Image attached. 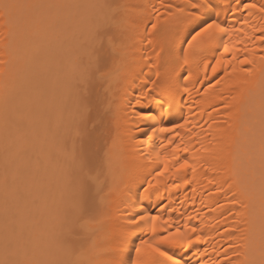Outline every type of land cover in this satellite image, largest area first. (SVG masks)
<instances>
[{
    "label": "bare ground",
    "instance_id": "bare-ground-1",
    "mask_svg": "<svg viewBox=\"0 0 264 264\" xmlns=\"http://www.w3.org/2000/svg\"><path fill=\"white\" fill-rule=\"evenodd\" d=\"M192 2L0 0V261L134 259L141 239L154 240L150 220L134 231L127 224L140 213L161 217L158 232L179 228L193 240L190 247L164 246L181 264H261L264 44L249 37L264 17L234 11V0H214L211 19L218 14L222 25L243 31L217 34L204 47L197 41L184 64L196 27H185ZM7 3L33 7L6 9ZM245 18L247 26L240 23ZM107 24L115 39L105 74L85 85L92 70L82 62L88 37ZM236 41H243L236 44L240 51L223 52L225 43ZM244 58L253 63L241 65ZM158 98L167 113L163 123L183 127L149 141V125L159 122L141 120L139 113L158 111ZM77 130L92 145L99 179L95 214L84 218L70 244L64 232L79 216ZM169 136L188 151L173 153ZM175 157L191 166L176 171ZM165 161L168 171L156 177ZM149 183L154 187L145 192ZM130 233L132 243L115 253Z\"/></svg>",
    "mask_w": 264,
    "mask_h": 264
},
{
    "label": "snow or ice",
    "instance_id": "snow-or-ice-1",
    "mask_svg": "<svg viewBox=\"0 0 264 264\" xmlns=\"http://www.w3.org/2000/svg\"><path fill=\"white\" fill-rule=\"evenodd\" d=\"M237 5L234 11H245L249 12L250 15L259 14L260 17H264V0H261L260 3H248L246 0H234ZM6 9L13 8H23V7H33V5H24L18 3H7L3 5ZM112 7L119 8L120 5H113ZM191 11L188 13V20L185 27L196 25L192 29V33H189L191 39L187 41L188 48L184 50V64L189 63V50L194 47L197 41L200 42V47H204L207 42H209L215 35L217 34H227L231 36L234 32H241L243 28L236 27H225L219 22V17L217 14V19L212 20L211 14L217 9L218 5L214 3V0H205V2L197 3L195 0L190 5ZM208 13L209 19H204V14ZM157 15H159L157 13ZM198 21H202L201 24H197ZM241 25L247 26L248 19L240 21ZM112 25H101L97 26L89 35L87 43H88V52L86 58H82V62H86L89 67L92 69L88 72L84 79L85 85L89 81L95 78L96 75L103 76L105 67L108 63L109 56L113 43H114V35L111 31ZM157 28V24H152V29L155 30ZM253 36L249 37V39H254L256 42L260 44H264V25L260 27L252 28ZM243 41H236L232 47H229L227 43L224 44L223 52L224 53H235L236 51H240L236 47V44H240ZM151 44L152 41L149 40ZM243 51H248L245 47ZM264 51V49H262ZM235 59V56L233 57ZM3 63V61H0ZM239 63L241 65H249L252 64L253 61L249 58L240 59ZM213 71H216L213 68ZM85 93H87V87H85ZM83 102L87 107L88 104V96L85 94L83 97ZM137 103H140V100H137ZM156 105L158 106V111H154L149 108L147 110H142L139 113V117L144 121H158V125L150 124L151 132L145 133L148 140L151 141L153 137L157 134H165L172 133L175 129L183 127L182 124H172L171 127L165 125L163 122L165 120V116L167 113L164 111V101L162 99L155 100ZM187 123V121H185ZM77 136H81L80 143V165L78 170V183H77V201L75 207L79 212V216L70 219L67 223L64 235L68 242L71 244L76 238L79 236V227L81 222L85 217L91 218L95 214V206L94 201L92 199V193L96 188L98 183V176L93 172V164H92V153L93 148L92 145L88 144L79 130H77ZM168 140V145L171 146V150L173 153L177 152H187V148H182L180 143H175V137L169 136L166 137ZM164 147V145H161ZM141 155H144L141 153ZM191 165L189 164L187 159L181 160L179 157H175V170L179 171L181 169H187ZM168 171V162L165 161L164 167L156 172V177H161L165 175ZM187 183V181H185ZM154 185L149 183L148 188L145 189V192L149 191ZM149 220L151 221L150 229L153 234L154 240L148 241L145 239H141L138 246H135L136 258L130 259L128 261L122 260L118 258H113L106 262V264H181L179 259H175L173 255L169 254L168 250L164 246H174V245H183L184 247H190L193 243V240L187 236L186 233L181 232L179 228L175 231H169L164 234V230L161 229L159 232L157 230V223L161 220V217L157 215L146 216L140 213H137L135 217H131L127 220V224L134 231L135 227L140 226L141 224L148 225ZM164 224H168V220L163 221ZM196 229L193 228L192 232H195ZM200 238L196 237L198 241ZM127 243H132L131 233L126 236L121 244L114 249V252L119 254L123 250V246ZM143 250H146L147 257H142L141 253ZM264 255V254H262ZM157 258H163V260H159ZM0 264H11V262L5 260L0 261ZM261 264H264V259L261 260Z\"/></svg>",
    "mask_w": 264,
    "mask_h": 264
}]
</instances>
